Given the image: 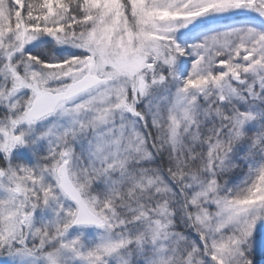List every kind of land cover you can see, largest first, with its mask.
Segmentation results:
<instances>
[{
  "label": "snow or ice",
  "instance_id": "6c2138e0",
  "mask_svg": "<svg viewBox=\"0 0 264 264\" xmlns=\"http://www.w3.org/2000/svg\"><path fill=\"white\" fill-rule=\"evenodd\" d=\"M264 0H0V264H264Z\"/></svg>",
  "mask_w": 264,
  "mask_h": 264
},
{
  "label": "rangeland",
  "instance_id": "374dc122",
  "mask_svg": "<svg viewBox=\"0 0 264 264\" xmlns=\"http://www.w3.org/2000/svg\"><path fill=\"white\" fill-rule=\"evenodd\" d=\"M257 260L258 261H264V257H262L260 254L257 255Z\"/></svg>",
  "mask_w": 264,
  "mask_h": 264
}]
</instances>
